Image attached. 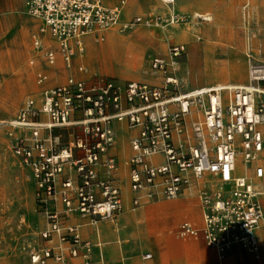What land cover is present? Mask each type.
I'll list each match as a JSON object with an SVG mask.
<instances>
[{"label":"built area","instance_id":"2783aa9c","mask_svg":"<svg viewBox=\"0 0 264 264\" xmlns=\"http://www.w3.org/2000/svg\"><path fill=\"white\" fill-rule=\"evenodd\" d=\"M160 1L167 7L174 4ZM25 3V13L41 22L31 36L33 51L49 65L60 57L70 68L83 51V37L118 24L117 8H107L101 0ZM159 20L134 17L129 26L151 27ZM45 36L55 49L44 45ZM168 52L173 61L185 54L184 45H172ZM150 64L165 74L158 84L119 85L109 77L69 76L44 88L46 76L37 75V97L27 99L10 123L19 130L11 152L30 173L36 209L45 221L40 239L49 243L29 254L30 264H101V257L93 255L100 245L82 239L80 224L66 222L69 217L91 226L97 224L94 218L113 222L123 209L112 153L115 124L132 133L124 160L131 210L195 197L201 226L182 222L178 237L201 236L218 260L233 245L259 257L257 232L264 229V60L248 64L245 84L185 92L163 59L154 57ZM77 70L84 72L82 67ZM59 130L65 138L61 142ZM238 165L242 174H237Z\"/></svg>","mask_w":264,"mask_h":264},{"label":"rangeland","instance_id":"374dc122","mask_svg":"<svg viewBox=\"0 0 264 264\" xmlns=\"http://www.w3.org/2000/svg\"><path fill=\"white\" fill-rule=\"evenodd\" d=\"M127 6L128 0L123 8V20L114 27L115 32L107 33L105 30L92 34L96 36V41L92 36L86 37L88 39L84 42L83 62L77 60L79 55L75 56L70 68L63 69L64 64L49 65L41 59L42 55H39L32 64L30 63L32 58L29 55L26 56L24 63L17 64L11 61L10 56L0 57V264H30L29 254L41 247L40 233L45 226V221L43 215L36 209L34 185L30 173L28 169L20 166L18 160L12 155L11 148L19 132L10 126V122L16 118L22 104L27 99L37 97L41 89V86L36 84L37 75L41 74L46 76V79L49 78V74L43 69L44 66L60 72L66 70L62 77L48 83L49 87L64 83L67 77L71 73H75L79 67L84 70L87 80L95 77H109L115 79L119 85H123L129 80L158 84L165 74L151 68V59L159 57L165 62L166 60L172 61L169 58V47L182 44L185 54L173 59L176 63L174 70H169V66L166 69L177 79L179 90L185 92L224 83L242 85L246 82L248 64L252 61L264 60V0H175L172 7L164 6L160 0H150L147 5L137 6L134 4L131 12L124 15L123 18ZM171 14L179 17L172 19ZM206 15L212 20L205 21ZM146 16H159L160 20L151 27L129 26V22L134 17L143 18ZM13 31L12 27L7 29L5 36L7 50H9ZM100 35L103 40L98 37ZM109 35L120 37L121 44L125 48L109 41ZM105 41L106 43L101 45L106 49L103 56L92 52L94 44H103ZM29 43V48L33 49L31 35ZM85 43L87 47H85ZM2 46L3 40L0 39V49ZM221 48L225 55L221 54ZM87 55L94 59L97 68L105 66L110 70L113 66L119 68L122 63L118 62L127 57L137 61L139 69L135 70V66L128 67L126 64L127 68H125L129 70L123 75L91 70L86 63ZM249 55L250 57H248ZM234 63L241 66L242 76L233 79L231 75H227L226 78H220L219 72L227 71L228 73ZM26 66L34 68V72L30 76L17 74L22 67ZM78 76L81 77V74ZM26 83L30 85V88L24 90L23 87ZM22 89L23 91H21ZM2 122L5 123L2 124ZM58 132L62 134L60 142L64 141L63 131L59 130ZM242 173L243 168L238 165L237 174ZM158 204H150L136 211L126 210L124 207L116 215L114 223L94 218L97 224H102L103 227L107 223H111V225L118 224L121 228L122 222H124L122 216L125 213L131 218L132 215H137L134 224L131 227L125 225L126 228H124L127 233H136L137 238L133 240L128 236L127 240L125 238L126 242L123 240L122 256L119 253L116 258L119 264H127L132 258L142 262L141 254L145 251L152 252L149 247L142 246L140 250L138 237L144 236L151 243L154 242L157 233L161 231L158 218L149 215V213H143ZM189 212L192 214L191 209ZM172 232H175V229ZM122 238L124 239V237ZM105 243L113 245L111 239L105 240ZM134 243L138 245L139 251L132 256L128 252V248ZM215 259L218 263L216 255ZM257 261L264 262L262 246Z\"/></svg>","mask_w":264,"mask_h":264},{"label":"crops","instance_id":"0c3cea01","mask_svg":"<svg viewBox=\"0 0 264 264\" xmlns=\"http://www.w3.org/2000/svg\"><path fill=\"white\" fill-rule=\"evenodd\" d=\"M121 1H123V5L120 7L119 5ZM126 1L127 0H102V4L107 8L119 7L121 12L120 19L123 20L122 12ZM149 1L150 0H128V6L124 10L123 18L124 15L131 12V8L134 6V4L137 6H142V4L143 5L149 4ZM25 12H26V8L24 7L23 0H0V39L3 40V46L0 49V57L10 56L11 61L14 64L24 63L27 55H29V57L32 58L30 61V63L32 64L33 61L38 59L39 56L33 51V49L29 48L30 46L29 37L30 35L32 36L37 31L38 27L41 25V22L36 19H33L32 17H29L28 15H25L26 14ZM204 18L209 21L212 20V18H210L209 16L207 17V15ZM11 27L14 29V31L10 38V43L8 48L9 50H7V46L5 44V36L7 34V29ZM108 32H115V29L107 30V33ZM88 36L94 37L93 39L94 41H96L97 39L96 36L94 35H87L83 37L82 39L83 48H84V42L87 41L86 37ZM106 41L103 44H99V45L94 44V49L92 50V52H95L96 54L103 56L106 49L102 48L101 45H104ZM43 43L46 47H52L53 49L56 48V45L47 36L43 38ZM85 47H87L86 43H85ZM208 47L211 48V46ZM222 50L223 48L220 49L221 54H223ZM82 53H79L76 56L79 55L77 60L79 61L81 60L83 62L84 55H82ZM210 53L211 52L209 50V56L211 55ZM248 57H250V55ZM210 58L212 59V57ZM41 59L43 60L42 57ZM122 61H123L122 66H120L119 68L113 66L112 70H110L108 69L107 66L103 68H97L94 59L89 55H87V59H86V63L89 65L88 67L91 70H95L103 73H114V74L123 75L128 71L125 68L126 64L130 63L132 66L135 67L137 66L136 63L137 61L127 57L123 58ZM56 63L64 64L60 59V57L57 58ZM43 69L47 74H49V78L46 79V81L47 80L48 81L47 82L45 81V84L43 86L44 88L49 87L48 83H52L56 78H60L64 73H66V70H64V72H60L58 70L51 69L47 66H44ZM63 69H65V66ZM138 69L139 67L137 68V70ZM33 72H34V68L26 66L24 68L22 67V69L18 71L17 74L30 76L31 73ZM79 74H81V77L78 76ZM70 76L76 79L87 80L85 73L84 72L80 73L78 72V70L75 73H71ZM148 84H152V83H148ZM217 86H235V85L224 83L222 85H217ZM23 88H25L24 90H26L30 88V85L26 83ZM21 91H23V89ZM114 128L116 130L117 140H116V147L114 151H112V153L115 154L117 157L116 177L118 178V181L120 182L122 188L123 208L125 207L126 210L129 211H136L137 209L131 210L129 207L130 193L128 192V188L126 185L127 169L124 164V160L130 153L129 139L132 133L128 131L123 125L120 124H115ZM262 187L264 188V185H262ZM263 190L264 189H262L263 196L261 197V202L264 207ZM151 204H158V205L145 210L143 213L144 214L149 213V215L156 216L159 220L161 231L157 233L154 242L151 243L144 236L138 238L140 240V250L142 249V246L147 248L149 247V249L154 253V256L152 252L145 251L141 254L142 262H140L136 258H132L131 261L127 262V264H264L263 261H257V259L252 254L248 253L247 251L236 245L231 246L223 255L222 259L219 260L217 263L215 259V255H216L215 251L211 247L206 245V243L204 242L201 236L186 237V238L178 237L176 235V231L178 229L179 224L182 222L185 221L189 222L195 227L201 226L200 206L198 200L195 197L184 196L174 200H164ZM148 205H145L141 208H144ZM190 209L192 214H190L189 212ZM122 219L124 220V222H122L121 228L119 227L118 224L111 225V223H107L105 227H103L102 224L101 225L96 224L95 226H91L88 223H83L77 217H69L66 223L69 225L80 224L81 226L79 228V232L82 239L88 240L94 245H98V244L100 245L99 248L95 247L93 249V255L96 260H98V257H101L102 259L101 264H119L116 258L118 257L119 253L122 256L121 247L123 240L124 242H126L125 238L127 240L128 236H130L133 240L137 238L136 233H131V232L127 233L124 231V228H126L125 225H129L131 227L134 224V220L137 219V215L135 216L134 214L132 215L131 218L128 217L127 213H125L122 216ZM112 223H114V221ZM173 229H175V232H172ZM122 237H124V239ZM108 239H111L113 243L112 246L108 245V243H105V240ZM257 240L259 243V251H260V247L262 246V253L264 256V229L257 232ZM54 244H58V243L55 241ZM44 245H49V243H45L41 241V246ZM138 249H139L138 245L134 243V245L132 244L128 248V252L133 256L136 253H138L139 251ZM145 254H150L151 258L148 260L143 259V256Z\"/></svg>","mask_w":264,"mask_h":264},{"label":"bare ground","instance_id":"6f19581e","mask_svg":"<svg viewBox=\"0 0 264 264\" xmlns=\"http://www.w3.org/2000/svg\"><path fill=\"white\" fill-rule=\"evenodd\" d=\"M102 1V0H101ZM25 0H24V7H25ZM123 5V1H121L120 2V7ZM115 8H117V10H118V19H117V21L118 22H121L122 20L120 19V8L119 7H115ZM177 16V15H176ZM177 17H179V16H177ZM204 17V16H203ZM202 17V18H203ZM205 21H209V20H207V19H204ZM115 26H113V27H110V28H108L107 30H110V29H115L114 28ZM89 38V37H88ZM87 38V39H88ZM109 41H111L114 45H117V46H119V47H121V48H125V47H123L122 46V44H121V39H120V37H118V36H116V35H109ZM124 41V40H123ZM125 42V41H124ZM118 50H119V48H118ZM119 53V52H118ZM116 55V54H115ZM119 56H121L120 54H119ZM121 57H123V56H121ZM121 57H120V59H121ZM233 58V57H232ZM236 58V57H235ZM119 61V60H118ZM123 61H119L118 63H122ZM166 63L168 64V66H169V70H174L175 68L174 67H176V63L174 62V61H170V60H166ZM128 65V67H130V63L129 64H127ZM132 67H134V66H132ZM126 68H127V66H126ZM135 68V70L138 68L137 66L136 67H134ZM133 68V69H134ZM214 69V68H213ZM129 70V69H128ZM222 70H224V69H222ZM213 71V70H212ZM218 75V74H217ZM227 75H231L233 78H237V77H241L242 76V68H241V66L238 64V63H234V65L232 66V68L231 69H229L228 70V73H227V71H220L219 72V77L220 78H226V76ZM226 87H233V86H226ZM3 123H5V122H2V124ZM10 123H13V122H10ZM16 129V128H15ZM16 131H19L18 129L16 130ZM263 193H264V190H263ZM263 195V194H262ZM262 203V202H261Z\"/></svg>","mask_w":264,"mask_h":264}]
</instances>
